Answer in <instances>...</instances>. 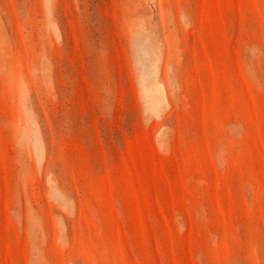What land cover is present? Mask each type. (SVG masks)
I'll return each instance as SVG.
<instances>
[{
	"label": "rangeland",
	"instance_id": "rangeland-1",
	"mask_svg": "<svg viewBox=\"0 0 264 264\" xmlns=\"http://www.w3.org/2000/svg\"><path fill=\"white\" fill-rule=\"evenodd\" d=\"M0 264H264V0H0Z\"/></svg>",
	"mask_w": 264,
	"mask_h": 264
}]
</instances>
